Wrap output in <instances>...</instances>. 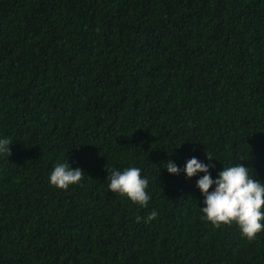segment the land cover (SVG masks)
<instances>
[{
	"label": "trees",
	"instance_id": "trees-1",
	"mask_svg": "<svg viewBox=\"0 0 264 264\" xmlns=\"http://www.w3.org/2000/svg\"><path fill=\"white\" fill-rule=\"evenodd\" d=\"M5 138L0 264H264V231L213 228L204 174L182 171L240 163L264 183V0H0ZM59 163L79 184L50 186ZM128 167L145 208L108 189Z\"/></svg>",
	"mask_w": 264,
	"mask_h": 264
},
{
	"label": "clouds",
	"instance_id": "clouds-1",
	"mask_svg": "<svg viewBox=\"0 0 264 264\" xmlns=\"http://www.w3.org/2000/svg\"><path fill=\"white\" fill-rule=\"evenodd\" d=\"M11 141L0 139V154L7 157L11 154L9 146ZM209 161L214 160L206 155ZM163 166L169 175H178L181 169L173 162L168 161ZM210 165H206L197 158L187 160L183 173L191 179L198 173L204 175L196 181V188L204 197V207L200 209L203 219L213 228L235 224L243 238L252 241L257 234L264 231V183L250 175L249 169L237 163L234 166L223 167L218 178L213 180L209 172ZM84 172L72 169L68 163L57 164L51 172L48 182L58 190H67L77 185L83 179ZM108 189L112 193L126 198L141 208L147 207L149 195L146 192L149 181L141 176V169L128 167L123 171H112L108 176ZM214 187L213 191H209ZM157 211L152 210L146 217L137 215L136 223H150L157 218Z\"/></svg>",
	"mask_w": 264,
	"mask_h": 264
}]
</instances>
